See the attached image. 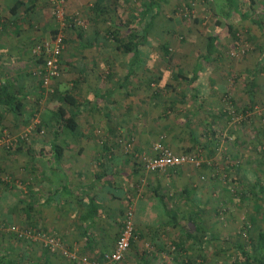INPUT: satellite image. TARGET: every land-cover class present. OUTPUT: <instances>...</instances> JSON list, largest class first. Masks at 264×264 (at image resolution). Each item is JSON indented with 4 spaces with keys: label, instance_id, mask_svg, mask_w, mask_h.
Here are the masks:
<instances>
[{
    "label": "crops",
    "instance_id": "1",
    "mask_svg": "<svg viewBox=\"0 0 264 264\" xmlns=\"http://www.w3.org/2000/svg\"><path fill=\"white\" fill-rule=\"evenodd\" d=\"M183 7L185 17L178 12ZM64 9L79 14L82 25L65 27V85L50 88L75 96L73 105L65 104L74 112V134L51 132L55 98L39 85L41 63L29 52L56 27L49 2L0 0V135L6 136L0 144V264H76L38 236H16L8 224L51 234L79 255L108 251L127 204L134 227L127 252L133 264H151L139 242L147 235L160 248V230L176 223L163 200L172 187L184 198L191 184L185 165L144 171L141 162L154 140L206 155L216 152L217 131L234 130L221 101L224 79L232 73L240 102L263 88L257 79L264 65V0H234L230 9L224 0H65ZM151 14L152 36L136 54L116 47L131 24ZM178 32L180 40L167 45L170 55L158 53L163 35ZM209 35L214 48L207 54ZM242 42L255 51L226 65L222 48Z\"/></svg>",
    "mask_w": 264,
    "mask_h": 264
},
{
    "label": "rangeland",
    "instance_id": "2",
    "mask_svg": "<svg viewBox=\"0 0 264 264\" xmlns=\"http://www.w3.org/2000/svg\"><path fill=\"white\" fill-rule=\"evenodd\" d=\"M131 1L137 2V0ZM206 18L208 20L205 23H208L210 18ZM76 28L80 29V26ZM180 35V32L173 35L165 34L162 41L167 42L169 46L170 41L175 43L180 40ZM156 38L161 40L160 37ZM252 49L255 51V48L247 46L244 42L237 45L227 43L221 53L226 58V65H230L233 61L244 60ZM156 50L158 53L162 52L159 45ZM230 50L236 54L229 55ZM153 64L150 63L149 66L152 67ZM61 74L59 69L58 74L51 79L50 87H55L54 84L57 82V87H64L65 81L63 82ZM258 74L261 77L257 80L263 88L255 89L250 100L245 95L241 102L234 99L235 95L232 94L233 92L236 94L239 88L237 82L232 79V73L224 79L226 90L222 95H228L233 105V111L225 109L229 116L227 124H231L234 130L230 134L224 130L217 131L219 143L216 152L212 154L207 152L205 155L201 150H193L201 163L197 166L185 165L189 175L188 182L191 184L190 188L187 186L189 193L183 198L177 195L178 190L172 187L170 188L172 194H167L169 197L163 200L166 206L170 205L167 208H170L169 210L174 214L176 223L166 224L167 226L160 230L161 246L159 249L153 246L147 235L143 236L139 242L141 248L145 250V258L151 264H236L238 262L237 244L249 248L251 237L256 234L257 230L264 229V214H262L264 205V114L261 112L264 107V65L261 66ZM42 90L45 93V90ZM222 104L225 108L223 101ZM40 105L42 103L38 106ZM39 129L36 127V130ZM236 130L237 134H235ZM166 188L169 189V186ZM161 191L165 192V190ZM241 192L245 194L240 197ZM253 201L260 206L257 211L251 206ZM198 206L200 210L197 212V218L214 236V238L207 239L201 248L194 242L195 237L191 238L186 235V231L190 229L193 231L190 217L194 218L192 210L196 212L195 209ZM148 230L150 231L151 227ZM172 240H179L180 246L174 245ZM132 259L133 256L129 251L117 264H133Z\"/></svg>",
    "mask_w": 264,
    "mask_h": 264
},
{
    "label": "built area",
    "instance_id": "3",
    "mask_svg": "<svg viewBox=\"0 0 264 264\" xmlns=\"http://www.w3.org/2000/svg\"><path fill=\"white\" fill-rule=\"evenodd\" d=\"M50 4V13L53 17L56 27L55 31L49 38L37 40L31 44L30 54L34 58H40L41 64L36 68L37 79L44 90H51L50 81L54 78L60 69V54L64 49V29L66 26H81L82 19L79 14H67L64 9L65 0H47ZM186 7L180 8L178 12L184 15L188 14ZM241 45V44H240ZM241 52L243 50H240ZM229 55H235L232 50L228 52ZM221 100L225 103V109L233 111L232 102L229 96L224 94ZM264 114V107L261 109ZM6 142V136L0 135V144ZM201 160L193 151L177 152L164 145L160 139L154 140L151 144V154L145 157L141 166L144 171H162L168 167H175L181 165L197 166ZM133 221H132V205L127 204L123 209L120 219L118 233L108 251H102L99 255L87 256L79 255L73 249H68L63 246L57 237L51 234H43L34 231L30 226H17L16 224H8L7 230L15 233L20 238L30 237L32 235L38 236L42 243L48 248L49 251L58 250L64 257L75 262L76 264H117L125 256L133 238Z\"/></svg>",
    "mask_w": 264,
    "mask_h": 264
},
{
    "label": "trees",
    "instance_id": "4",
    "mask_svg": "<svg viewBox=\"0 0 264 264\" xmlns=\"http://www.w3.org/2000/svg\"><path fill=\"white\" fill-rule=\"evenodd\" d=\"M226 3V6L229 7V9L233 6L234 4V0H224ZM154 14H151L149 16V18H147L145 20V22H141L140 24H136L134 22V24H131V26H129V32L128 34L125 36V41L124 42H118L116 47H121V49L123 51H131L132 54H136V48L139 44H143L146 43L149 38H151L152 34H151V29L152 26H154ZM231 29V28H230ZM229 29V30H230ZM55 31V28L52 30V33ZM231 34L233 33L232 30L230 31ZM51 33V35H52ZM206 45H205V52L207 54H210V52L213 50V42H214V35H209L206 37ZM161 49H162V53L165 56H169L171 51L169 49V47L167 46V44L165 43H161ZM37 60H39L41 62L40 58H37ZM50 95V99H53V97L55 98L54 100V108L51 110V117H49V119H53L54 123L52 125H50V127L52 128V133H56L57 131H62V130H66L68 133L74 134V131L76 130V122L74 119V112L68 108H66L65 104H69V105H73L75 103V96L72 93H68L67 91H61L59 93V95H55L54 94V90L52 89L51 91L47 92ZM3 95L6 97L4 100L7 99L8 100H12L14 99V95H10L7 93H3ZM2 95V96H3ZM13 101V100H12ZM19 100L15 99V104L18 105L19 104ZM43 120V119H42ZM48 122L45 121H41V124H45ZM40 124L37 125V128L39 129ZM161 141V140H160ZM162 142V141H161ZM164 145H166L164 142H162ZM197 144V143H196ZM193 144V145H196ZM52 145L54 146H58L57 144L52 143ZM192 145V146H193ZM167 146V145H166ZM207 146H209V144H207ZM189 149V148H188ZM54 150H57V148L54 147ZM210 150V152H214L213 148L208 149V151ZM185 151V150H184ZM203 165V164H201ZM245 176V175H244ZM238 181H240V178H238ZM256 183V182H254ZM254 183H252V185H255ZM184 190V198L186 197V195L189 193V189L187 187L183 188ZM245 194L243 192H241L240 197ZM260 196V195H258ZM163 198V196H161ZM166 198V197H165ZM257 202H252V208L257 211L258 208L260 207L259 204L257 205ZM165 206V204L163 205V207ZM165 208V207H164ZM170 208H165V212L167 214H169V210ZM195 211L192 210V214L194 215L190 217V219L192 220V224H193V231H186V235L188 237L194 238L195 237V243H197V245L201 248V246H203V243L209 239V238H214L212 233H209L203 226L202 221L200 219L197 218L198 214V210H200V206H198V208L195 209ZM171 211V210H170ZM170 214L172 215V217H174V214L172 212H170ZM169 214V215H170ZM262 214H264V205L262 208ZM170 215V216H171ZM132 220H133V209H132ZM198 233L197 235H195L194 233ZM133 234H134V228H133ZM206 235V237L204 236ZM252 238V239H251ZM251 243L249 248L248 247H244L241 244H237L238 247V262L236 264H264V229H259L257 230L256 234L251 237ZM132 240V238H131ZM130 240V243L132 242ZM172 243L174 245H176L177 247L180 246V241L179 240H172ZM130 246V244H129ZM129 248V247H128Z\"/></svg>",
    "mask_w": 264,
    "mask_h": 264
}]
</instances>
